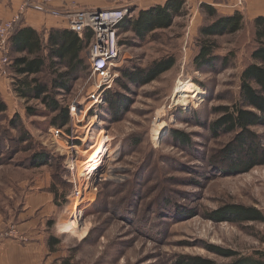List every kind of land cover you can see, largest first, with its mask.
<instances>
[{"label": "rangeland", "instance_id": "374dc122", "mask_svg": "<svg viewBox=\"0 0 264 264\" xmlns=\"http://www.w3.org/2000/svg\"><path fill=\"white\" fill-rule=\"evenodd\" d=\"M184 11L170 29L157 31L143 41L132 32H122V41L129 43L123 45L116 62V81L122 79L123 70L145 69L161 58L173 56L176 65L145 86L129 85V92L114 84L106 92L129 100L127 111L113 120L104 100L91 111L92 122H100L93 125L91 135H85L83 124L74 129V140L69 141L76 147L72 152L51 136L55 127L50 124L52 115L26 114L27 107L43 110L41 103H26L15 96L12 85L16 76L7 68V40L6 52L0 49V98L7 106L0 119V242L9 238L26 242L17 226L31 220L43 230L44 245L49 235L59 242L55 253L44 254L42 264H62L63 260L69 264H178L187 257L215 264L231 262L209 253L205 248L208 244L241 256L264 254V226L214 223L204 216L224 204L264 211V163L247 173L224 174L225 165H214L210 159L233 136L213 139L207 129L218 117L215 108L237 102L240 73L251 50V30L245 26L235 35L216 39L219 48L215 55L219 60L230 59L225 69L215 62L213 68L196 71L192 66L195 40L200 27L210 20L200 6L193 11L185 6ZM3 58L8 59L7 65ZM40 78L47 77L43 74ZM186 83L195 84L201 97L195 103L176 104L175 89ZM91 86L87 69L69 94L61 92L59 102L85 97ZM14 115L19 116L16 129L8 125ZM160 124L162 135L153 141V132ZM174 131L186 134L191 144H178L172 137ZM251 131L264 148V126ZM23 135L27 142L17 141ZM105 139L113 151L109 169L102 171L100 179L78 185L76 163L79 171L94 153L87 152L88 148L96 142L95 150L102 148ZM45 153L49 164L31 168L32 156ZM79 188L85 194H78ZM32 197L40 199L33 201ZM28 209L33 214L26 215ZM74 212L76 227L80 223L87 228L81 239L70 231ZM14 229L16 234L10 235Z\"/></svg>", "mask_w": 264, "mask_h": 264}, {"label": "trees", "instance_id": "16d2710c", "mask_svg": "<svg viewBox=\"0 0 264 264\" xmlns=\"http://www.w3.org/2000/svg\"><path fill=\"white\" fill-rule=\"evenodd\" d=\"M184 8L183 0H169L163 6L140 11L136 17H126L118 27L120 44L123 46L129 43L122 41V32H132L136 39L143 41L148 35L170 29L174 17L185 15ZM200 9L210 21L200 27L195 40L197 51L192 66L196 71L213 68L215 62L220 63L221 68L225 69L230 59L227 56L219 60L215 55L219 48L216 39L235 35L245 26H249L251 30V50L249 60L240 73L237 102L231 106L215 108L218 117L210 122L207 128L213 139L233 136L210 161L214 165L224 164V174L247 173L264 163V148L258 141V135L251 131V128L264 126V15L248 21L239 12L222 15L213 6L207 4H201ZM22 22L20 18L14 24L8 41L10 62L7 68L16 76V81L12 85L13 92L26 103L36 101L44 106L43 110L27 107L28 116L52 115L51 125L65 127L68 123L67 108L60 104L58 96L61 92L69 94L82 73L89 69V65H86V52L92 39V32L87 30L80 39L67 28H53L46 32L45 36L43 31L23 27ZM175 65V58L169 56L154 61L145 69L123 70L122 79L117 80L115 84L123 91L129 92V85L142 87L152 83ZM43 74L47 78L39 80V76ZM104 100L109 112L113 113V120L117 114L127 111L129 100L116 92H106ZM6 111L7 106L0 98V119ZM18 119L19 116L14 115V118L8 121V125L13 129L19 128ZM172 137L182 147L191 144L190 138L182 132L174 131ZM27 140L23 135L17 141L23 143ZM1 162H3L2 158H0ZM48 164L46 153L32 156L31 168H40ZM204 216L214 223L264 226V211L238 204H224L206 212ZM58 244L54 236L47 237L46 246L49 254L55 253ZM205 248L215 256L231 259L228 264H264V254L261 253L241 256L233 250L216 245L208 244ZM179 260L178 264H215L212 260L200 257ZM62 264H69V261L63 260Z\"/></svg>", "mask_w": 264, "mask_h": 264}, {"label": "built area", "instance_id": "2783aa9c", "mask_svg": "<svg viewBox=\"0 0 264 264\" xmlns=\"http://www.w3.org/2000/svg\"><path fill=\"white\" fill-rule=\"evenodd\" d=\"M138 0H114V6L104 9H87L79 8L76 5L57 7V2L62 3L63 0H23L19 7V12L10 20L5 21L0 26V49L6 52V42L10 37V32L13 29L21 15L25 11H33L38 14L61 20L65 23L66 28L77 34L82 39L83 34L90 30L92 32V39L86 52V59L89 65V79L93 81V86L85 94V97L73 99H63L60 104L67 108L68 123L65 127L51 128L50 134L53 138L64 142L67 150H74L76 147L70 145L69 141L74 140V129H79V125L83 124L85 135H91L93 125H100V122H92L93 116L91 111L100 107L104 102V95L106 91L111 89L116 79L118 72L116 71L117 60L122 52V45L120 44V35L118 34V27L122 21L131 16L130 3ZM3 64L8 63L7 58H3ZM86 98V99H85ZM86 100V101H85ZM85 101V103H83ZM97 120V116H94ZM95 120V121H96ZM70 131V134H65V131ZM96 142V141H95ZM70 143V144H69ZM102 148L105 154L100 156L95 155L92 162L90 158L86 159V164L82 169L76 163L77 182L78 185L88 184L94 178L102 176L103 170L109 169L107 164L111 162L113 151L110 150V145L107 139L103 140ZM95 146V143H93ZM71 169H74L71 164ZM104 168V169H103ZM104 177L106 175H103ZM105 178H103V181ZM81 189V188H80ZM78 190V189H77ZM77 193H81L77 191ZM12 230L10 235H15Z\"/></svg>", "mask_w": 264, "mask_h": 264}, {"label": "crops", "instance_id": "0c3cea01", "mask_svg": "<svg viewBox=\"0 0 264 264\" xmlns=\"http://www.w3.org/2000/svg\"><path fill=\"white\" fill-rule=\"evenodd\" d=\"M23 0H0V22L11 19L19 12V7ZM169 0H138L131 4V16L136 17L140 11L147 10L155 6H163ZM187 9L194 10L201 4L213 6L222 15H231L235 12L242 14L245 20L251 21L258 16L264 15V0H183ZM79 8L104 9L114 6V0H63L55 5L71 6ZM20 17L23 27H31L39 32H46L53 28L66 29V25L61 20H56L33 11H25ZM179 17H174V20ZM173 26V24H172ZM39 197H32L35 201ZM26 209V208H25ZM29 210V209H28ZM31 210L26 215H31ZM35 221H23L17 226V232L22 234L26 242L13 240L11 238L0 242V264H42L46 258L44 254H49L46 244H43L44 233L42 229L34 225ZM39 230V231H38ZM15 233L16 230L14 229ZM48 231V230H47ZM46 243V242H45Z\"/></svg>", "mask_w": 264, "mask_h": 264}, {"label": "bare ground", "instance_id": "6f19581e", "mask_svg": "<svg viewBox=\"0 0 264 264\" xmlns=\"http://www.w3.org/2000/svg\"><path fill=\"white\" fill-rule=\"evenodd\" d=\"M174 94H175V102H176V104H181V105H187L190 102L195 103L201 97L200 89L193 83H186V84H181V85L177 86V88L175 89V93ZM162 126H163V124H160L157 127V129L154 130V132H153V136H154L153 141H156L159 138V136L162 135V134H160V130H161ZM97 144L98 143L96 142V144H95L96 148L98 147ZM95 146H92L91 148H88L89 151H87L89 153L91 151L92 152L94 151V153H92L93 155L92 154L90 155V162H92V160L94 159V157H93L94 155H97V156H100V158H103L102 156L105 154V151L102 148H98V149L95 150ZM85 165L86 164H83V166H85ZM91 178H92V176H91ZM84 187H86V186H84ZM81 190L82 189H80V188L78 189V191H81ZM83 190L86 191V189H83ZM82 192H84V191H82ZM84 194H85V192H84ZM74 214H75V212L73 213V216H72L73 218H72V221L70 223L71 227H72L70 231H73L74 233H78V237H79V239H81V238H83L86 235L87 228L84 227V226H81L80 223L76 227V222H75V220H73L75 218ZM78 228H81V229H79V231L76 232V230Z\"/></svg>", "mask_w": 264, "mask_h": 264}]
</instances>
